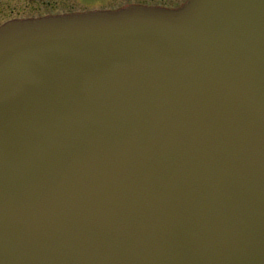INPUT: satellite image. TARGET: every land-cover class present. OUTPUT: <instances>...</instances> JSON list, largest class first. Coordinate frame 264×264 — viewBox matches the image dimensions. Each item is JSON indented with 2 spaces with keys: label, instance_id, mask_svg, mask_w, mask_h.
Wrapping results in <instances>:
<instances>
[{
  "label": "water",
  "instance_id": "95a60500",
  "mask_svg": "<svg viewBox=\"0 0 264 264\" xmlns=\"http://www.w3.org/2000/svg\"><path fill=\"white\" fill-rule=\"evenodd\" d=\"M0 264H264V0L2 24Z\"/></svg>",
  "mask_w": 264,
  "mask_h": 264
},
{
  "label": "rangeland",
  "instance_id": "374dc122",
  "mask_svg": "<svg viewBox=\"0 0 264 264\" xmlns=\"http://www.w3.org/2000/svg\"><path fill=\"white\" fill-rule=\"evenodd\" d=\"M135 0H0V24L6 19L39 17L50 14L84 12L87 10L113 11ZM144 4L165 8H179L187 0H140Z\"/></svg>",
  "mask_w": 264,
  "mask_h": 264
},
{
  "label": "flooded vegetation",
  "instance_id": "af4514ba",
  "mask_svg": "<svg viewBox=\"0 0 264 264\" xmlns=\"http://www.w3.org/2000/svg\"><path fill=\"white\" fill-rule=\"evenodd\" d=\"M136 1H140V0H135L134 2H136Z\"/></svg>",
  "mask_w": 264,
  "mask_h": 264
}]
</instances>
